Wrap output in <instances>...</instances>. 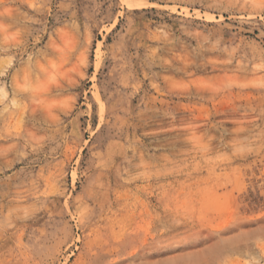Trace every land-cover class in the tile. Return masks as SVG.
Segmentation results:
<instances>
[{"label":"rangeland","instance_id":"obj_1","mask_svg":"<svg viewBox=\"0 0 264 264\" xmlns=\"http://www.w3.org/2000/svg\"><path fill=\"white\" fill-rule=\"evenodd\" d=\"M0 264H264V0H0Z\"/></svg>","mask_w":264,"mask_h":264}]
</instances>
